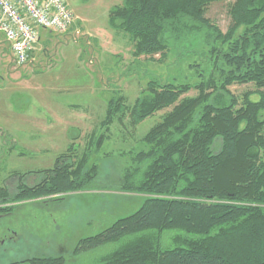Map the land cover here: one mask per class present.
Listing matches in <instances>:
<instances>
[{
    "label": "trees",
    "instance_id": "16d2710c",
    "mask_svg": "<svg viewBox=\"0 0 264 264\" xmlns=\"http://www.w3.org/2000/svg\"><path fill=\"white\" fill-rule=\"evenodd\" d=\"M222 2L230 19L225 33L206 18ZM108 26L128 36L133 58L158 55L160 62L174 52L197 81H150L130 106L121 96L109 100L100 123L106 131L125 116L137 126L167 111L117 185L142 195V205L80 239L72 255L113 244L98 264H264V0H123L109 11ZM234 84L253 85L258 99L233 95ZM103 140L89 135L76 156L70 146L67 167L42 174L35 186L20 184L13 198L0 187V215L12 209L7 203L88 190L98 176L90 156ZM169 231L175 234L164 249ZM64 263L56 256L9 264Z\"/></svg>",
    "mask_w": 264,
    "mask_h": 264
},
{
    "label": "rangeland",
    "instance_id": "374dc122",
    "mask_svg": "<svg viewBox=\"0 0 264 264\" xmlns=\"http://www.w3.org/2000/svg\"><path fill=\"white\" fill-rule=\"evenodd\" d=\"M65 1L74 17L71 27L62 35L40 31L31 63L16 66L0 34V187L16 175L6 188L13 198L17 178L23 177L22 183L30 187L38 184L42 176L30 173L51 167L68 145L73 146V156L81 155L91 134L104 135L101 147L90 156L98 176L85 191L5 204L12 209L0 215V264L56 256L64 257V264H98L116 245L78 255H72L73 248L80 239L100 233L142 205V195L119 192L117 185L134 155L144 149V134L167 111L137 126H131L125 116L106 131L100 123L107 103L121 96L132 105L150 81H197L189 62L175 59L174 52L160 62L158 55L153 61L133 58L128 36L108 26L109 11L123 0ZM206 18L225 33L230 25L227 2L212 4ZM229 90L238 97L250 92L253 100L258 99L251 84H234ZM31 142L37 146L26 145ZM48 142L52 146L44 145ZM218 145L219 140L214 151ZM174 234L164 233L162 248L171 247L169 237Z\"/></svg>",
    "mask_w": 264,
    "mask_h": 264
},
{
    "label": "built area",
    "instance_id": "2783aa9c",
    "mask_svg": "<svg viewBox=\"0 0 264 264\" xmlns=\"http://www.w3.org/2000/svg\"><path fill=\"white\" fill-rule=\"evenodd\" d=\"M73 21L65 0H0V34L16 66L31 61L40 31L62 35Z\"/></svg>",
    "mask_w": 264,
    "mask_h": 264
},
{
    "label": "flooded vegetation",
    "instance_id": "af4514ba",
    "mask_svg": "<svg viewBox=\"0 0 264 264\" xmlns=\"http://www.w3.org/2000/svg\"><path fill=\"white\" fill-rule=\"evenodd\" d=\"M48 146H52V145H48ZM48 146H46V147H48ZM69 150H70V146L68 145V146H66V149L63 151V153H61V155H59L58 157L54 158V161H53L51 167L46 168V169L36 170L37 172L30 173L31 177L42 176V174H45V173L47 174L49 171H51V172H49V174L50 173L54 174L53 173L54 171H59V170L62 171L63 168H65V167H67L69 165L68 163H69L70 158H71L70 154H69ZM27 176L28 175H26V177ZM15 177H16V175H13L11 178H8L9 182L8 181L4 182L5 186H3V187H5V188L9 187V185L13 183V181H11V180L14 179ZM21 179H23V177L17 178L16 189L18 188V186H20V184H23ZM36 184H37V182L34 183L33 185H31V187L35 186ZM27 185H25V186H27Z\"/></svg>",
    "mask_w": 264,
    "mask_h": 264
},
{
    "label": "crops",
    "instance_id": "0c3cea01",
    "mask_svg": "<svg viewBox=\"0 0 264 264\" xmlns=\"http://www.w3.org/2000/svg\"><path fill=\"white\" fill-rule=\"evenodd\" d=\"M32 62V60L29 62V63H31ZM14 141H16V140H14ZM32 143V142H31ZM33 144V145H32ZM32 144H26V145H30V146H33V148H35L37 145L35 144V143H32ZM44 145H46V146H48V145H52L50 142H48V143H46V144H44Z\"/></svg>",
    "mask_w": 264,
    "mask_h": 264
}]
</instances>
